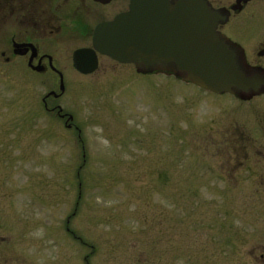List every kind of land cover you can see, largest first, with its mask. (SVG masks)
I'll list each match as a JSON object with an SVG mask.
<instances>
[{
    "label": "rangeland",
    "instance_id": "obj_1",
    "mask_svg": "<svg viewBox=\"0 0 264 264\" xmlns=\"http://www.w3.org/2000/svg\"><path fill=\"white\" fill-rule=\"evenodd\" d=\"M61 70L49 107L72 129L41 103L57 80L0 58V264H264V145L245 105L131 66ZM228 113L256 139L235 154L215 133Z\"/></svg>",
    "mask_w": 264,
    "mask_h": 264
},
{
    "label": "flooded vegetation",
    "instance_id": "obj_2",
    "mask_svg": "<svg viewBox=\"0 0 264 264\" xmlns=\"http://www.w3.org/2000/svg\"><path fill=\"white\" fill-rule=\"evenodd\" d=\"M199 1L219 18L214 27L215 35L225 45L238 71L244 78L256 79L258 87L246 92L233 89L232 93L221 94L197 90L213 96H228L236 104L245 105L247 118L259 127L257 133L264 145V0ZM130 3L131 0H0V49L6 50L0 52V58L6 65L20 61L31 77L57 80L59 92L49 91L41 103L45 112L56 115L67 129H72L73 117L64 114L59 106L49 107V102L62 96L60 81L63 83L64 73L61 69L69 68L77 76L88 78L97 75L100 66L106 62L131 66L139 75H157L140 73L134 65L120 64L93 49L95 30L127 14ZM83 50L93 53L96 59V69L89 75H82L73 67L74 54ZM231 115H226L225 125L232 122ZM234 124L235 127L229 124V129L215 132L220 133L222 142L235 147L233 154L241 148L237 147L239 142L256 140L253 132L246 135L243 125ZM232 153L227 154L231 161ZM235 162L237 169L233 174L240 172L239 168L243 166L241 159L236 158ZM260 162L264 164V159Z\"/></svg>",
    "mask_w": 264,
    "mask_h": 264
},
{
    "label": "water",
    "instance_id": "obj_3",
    "mask_svg": "<svg viewBox=\"0 0 264 264\" xmlns=\"http://www.w3.org/2000/svg\"><path fill=\"white\" fill-rule=\"evenodd\" d=\"M218 19L199 0H131L127 14L95 30L92 46L120 64L134 65L140 73L172 76L213 94L255 90L257 80L244 78L218 41L214 32ZM96 66L93 53L74 54L73 67L80 74L89 75Z\"/></svg>",
    "mask_w": 264,
    "mask_h": 264
}]
</instances>
